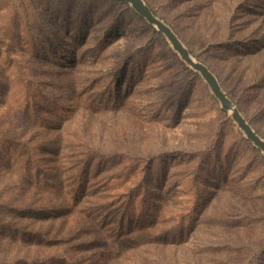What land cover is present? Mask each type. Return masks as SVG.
<instances>
[{"label":"rangeland","instance_id":"1","mask_svg":"<svg viewBox=\"0 0 264 264\" xmlns=\"http://www.w3.org/2000/svg\"><path fill=\"white\" fill-rule=\"evenodd\" d=\"M122 1L0 0L1 135L32 153L36 173L27 181L22 157L0 143V255L12 264H264L263 152ZM146 1L264 137V0ZM25 84L34 98L22 111ZM83 169L87 189L74 205ZM142 182L149 221L138 213L126 233L134 241L114 256L121 195ZM78 207L113 220L102 228L88 212L83 223ZM82 241L92 246L76 251Z\"/></svg>","mask_w":264,"mask_h":264},{"label":"trees","instance_id":"2","mask_svg":"<svg viewBox=\"0 0 264 264\" xmlns=\"http://www.w3.org/2000/svg\"><path fill=\"white\" fill-rule=\"evenodd\" d=\"M125 2V1H122ZM152 9L155 11V13L157 14L156 10L152 7ZM32 31H30L31 33ZM25 91L23 92V100L20 103V109L22 111H27L28 109H30L31 105H29V101L28 98H34V96L31 95V91L28 88V84H25ZM7 95V94H6ZM6 95H5V99H6ZM25 98V99H24ZM22 105V106H21ZM39 116V115H37ZM40 117V116H39ZM258 131V130H257ZM2 131L0 129V143L6 147L5 149H7V151H9L10 155H15L17 154L19 157H22V159L24 160V164L22 165V167L25 169V172L27 174V181H31V179L33 178V176H36V173H33V168L34 165H31V162L33 161V157H32V153L31 154H25L24 151H20V149L18 148L19 146H21L22 144L18 143L20 141H15V139H10L7 137H2L3 135H1ZM83 158V160L85 161V163L90 162L92 160V157L90 155L89 152H83L81 154V156ZM134 169H129V172H133ZM86 173L88 174V170H81L78 175L81 179H79V181L76 183L77 185L75 187H73L74 190V194L72 195L70 198H72L71 202L74 205H77L80 200H81V193L80 190L82 189H87L86 186V180H85V176ZM112 186H110L111 189H122V184L120 183V181H118L117 179H113L111 181ZM131 185H134L133 183H131ZM147 189L148 186L142 182L139 183L135 189H133L131 186H127L125 187V191L124 193H122L121 195V200H120V204L117 208V212L114 215V220H115V224L111 225L114 226L113 227V233H111L112 235V239H110L109 243L111 245H113V247H118L120 246V248H118L114 254V256H119L122 253V250L124 247H128V245L130 243H132L135 239V237H132L133 235H128L126 234L131 227L133 226V223L136 222V220L138 219L137 215L138 213H141L140 215V219L143 221L142 223H146L149 221V213L148 211H146L147 205L145 203V197L148 196L147 194ZM70 192V191H68ZM85 192V191H84ZM78 193V194H77ZM92 193V192H90ZM122 203V204H121ZM93 207L89 209V211L78 207V211L77 213L80 214V218L83 219V223H85V217L88 216L90 222L92 219V215H90L88 212H91V214H93V218H95V222H101L100 225L102 228H104L105 226H107V223L111 218L110 214H107L103 216L102 218V213L101 210H97L96 212L92 211ZM88 213V214H87ZM86 215V216H84ZM102 218V219H101ZM136 218V219H135ZM135 220V221H134ZM141 223V224H142ZM110 228V227H108ZM81 231V229H78L74 234H72L67 240H74L76 238V236L79 234V232ZM100 231V230H99ZM46 239L47 237L44 236ZM67 240H59V239H54V240H45L46 243L48 244H58V243H63L66 242ZM90 246H92V244L90 242H86V241H82L81 243L76 244L75 246V250L79 251V252H83L84 250H87ZM122 248V250H121ZM7 256H10L9 253L8 255H0V264H12L9 259L7 258ZM84 259V257L81 259H78L79 262L82 261ZM32 259H29L27 257H18L14 264H32L30 261Z\"/></svg>","mask_w":264,"mask_h":264},{"label":"water","instance_id":"3","mask_svg":"<svg viewBox=\"0 0 264 264\" xmlns=\"http://www.w3.org/2000/svg\"><path fill=\"white\" fill-rule=\"evenodd\" d=\"M127 2L149 24L156 27L169 40L173 49L181 59L192 69L199 72L206 81L215 97L219 100L223 109L228 111L245 136L264 154V137L254 128L237 104L224 90L217 75L203 61L197 59L185 45L180 36L163 18L158 16L146 0H123Z\"/></svg>","mask_w":264,"mask_h":264}]
</instances>
